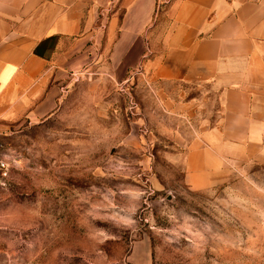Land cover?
I'll list each match as a JSON object with an SVG mask.
<instances>
[{
	"label": "rangeland",
	"instance_id": "1",
	"mask_svg": "<svg viewBox=\"0 0 264 264\" xmlns=\"http://www.w3.org/2000/svg\"><path fill=\"white\" fill-rule=\"evenodd\" d=\"M107 66L71 71L49 116L0 123V264H264V165L185 177L217 95ZM206 94L193 116L175 109Z\"/></svg>",
	"mask_w": 264,
	"mask_h": 264
},
{
	"label": "crops",
	"instance_id": "2",
	"mask_svg": "<svg viewBox=\"0 0 264 264\" xmlns=\"http://www.w3.org/2000/svg\"><path fill=\"white\" fill-rule=\"evenodd\" d=\"M160 1L0 0V123L55 112L87 61L113 78L141 66L147 81L209 87L221 102L189 143L191 186L264 165V0H170L162 12ZM181 99L186 117L212 96Z\"/></svg>",
	"mask_w": 264,
	"mask_h": 264
},
{
	"label": "built area",
	"instance_id": "3",
	"mask_svg": "<svg viewBox=\"0 0 264 264\" xmlns=\"http://www.w3.org/2000/svg\"><path fill=\"white\" fill-rule=\"evenodd\" d=\"M0 175L5 178L8 175V163L1 156L0 149Z\"/></svg>",
	"mask_w": 264,
	"mask_h": 264
}]
</instances>
